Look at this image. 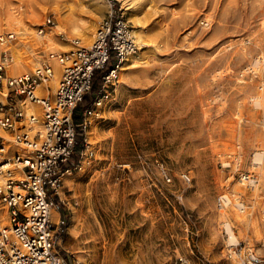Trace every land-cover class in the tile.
<instances>
[{"label":"rangeland","instance_id":"374dc122","mask_svg":"<svg viewBox=\"0 0 264 264\" xmlns=\"http://www.w3.org/2000/svg\"><path fill=\"white\" fill-rule=\"evenodd\" d=\"M90 1L0 0V51L21 60L22 74L44 59L52 64L48 54L73 49L74 40L89 45L109 11L123 12L138 45L139 60L117 70L109 98L81 129L69 180L61 178L69 208L57 250L72 264H236L226 253L224 214L233 243L264 257V232L249 227L264 225V162L252 164L264 148V108L250 98L264 94V0ZM13 11L21 24L7 22ZM48 15L58 25L50 40L48 27L35 34ZM248 171L254 190L240 184Z\"/></svg>","mask_w":264,"mask_h":264},{"label":"built area","instance_id":"2783aa9c","mask_svg":"<svg viewBox=\"0 0 264 264\" xmlns=\"http://www.w3.org/2000/svg\"><path fill=\"white\" fill-rule=\"evenodd\" d=\"M52 25L54 21L48 15L38 27V34L43 37ZM10 38L13 33H7L6 39ZM0 42H4L3 36ZM73 42V49L48 54L59 64L53 90L48 85L54 76L48 59L31 73L13 75L7 71L11 54L0 51V129L11 137L7 140L0 135V264H72L56 248L63 220L58 217L56 222L51 221L50 210L56 205L54 194L61 175L71 169L62 171L75 149L73 111L89 92L94 71L115 59L91 104L82 112L84 130L88 117L109 98L119 63L138 50L123 12L109 11L98 22L89 45ZM10 146L15 150L11 151ZM180 178L190 181L187 173H181ZM239 180L247 187L257 182L249 171L240 173ZM235 205L244 210L241 200ZM260 214L264 218V205ZM226 253L236 264H264V257L239 243H227Z\"/></svg>","mask_w":264,"mask_h":264},{"label":"bare ground","instance_id":"6f19581e","mask_svg":"<svg viewBox=\"0 0 264 264\" xmlns=\"http://www.w3.org/2000/svg\"><path fill=\"white\" fill-rule=\"evenodd\" d=\"M95 5H96V3H97V0H91ZM90 1V2H91ZM17 15H20V13L18 12V13H15L14 11L12 12V13H9L8 15H6V20H7V22L11 25H19V24H21V20H20V18L17 16ZM62 21H64L63 19H61V22ZM263 25H264V22H263ZM58 25H55V26H53V27H48V32L49 33H47V37H48V39L50 40L51 39V37H50V35H51V33H52V31L55 29V27H57ZM81 26V28H84L85 26H83V25H79V27ZM17 32L18 33H27L28 34V32H26L25 31V28L24 27H22L21 29L20 28H17ZM46 33V32H45ZM36 35H38V32L36 31V33H35ZM26 36V35H25ZM32 37H34V34H32ZM37 38V37H36ZM45 38V37H44ZM47 39V38H46ZM38 40V39H37ZM86 41V40H85ZM1 44H3V42H0V45ZM7 45V44H6ZM5 46V45H4ZM1 47V46H0ZM2 48V47H1ZM4 48V47H3ZM2 48V49H3ZM134 57V59H138V58H136V56H133ZM259 57V56H258ZM256 59V58H255ZM258 59H260V58H258ZM139 60V59H138ZM50 61V60H49ZM53 62H52V67H53V71H54V76H53V78L49 81V83H53V81L56 79V77H57V74L59 73V64L55 61V60H52ZM125 61H126V59L125 60H123V61H121L120 63H119V65H118V67H117V69L116 70H120L121 69V67L124 65V63H125ZM251 61V60H250ZM259 61V60H258ZM252 62V61H251ZM257 62V61H256ZM256 62H253V64H252V67H253V65H255L256 64ZM255 63V64H254ZM258 63V62H257ZM256 66V65H255ZM22 69H23V63L21 62V60H17V59H15V60H13L9 65H8V67H7V71H8V73L9 74H22ZM56 76V77H55ZM260 89V88H259ZM262 89V88H261ZM2 96H3V93H1L0 92V99L2 98ZM251 99H254L255 100V105L258 107L259 106V108H264V94H257L256 96H251L250 97ZM239 135V132H237V133H235V136H238ZM259 134H256L255 135V139H257L258 141H259ZM237 159V158H236ZM252 159V158H251ZM251 162V161H250ZM262 162H264V148L263 149H261L260 151H258V152H256L255 154H254V158H253V160H252V164H253V166H255V167H258V166H260V164H262ZM252 166V165H251ZM261 167V166H260ZM258 171V170H257ZM263 171V170H262ZM259 172V171H258ZM260 172H261V170H260ZM71 174V172L70 171H66V172H64L62 175H61V178H62V180L64 181V182H66V181H68L69 180V175ZM229 178V177H228ZM263 180V185H264V179H262ZM262 182V181H261ZM226 185V184H225ZM255 186H256V183L254 184V185H252L251 187V190H254L255 189ZM258 189V188H257ZM225 195V194H224ZM234 198V197H233ZM253 198V197H252ZM227 205V204H226ZM225 205V206H226ZM228 208V207H227ZM228 214V213H227ZM224 214H222L221 216H219V218H222V220H221V222H223L224 223V226H225V229H226V231H228L229 232V240H230V242L231 243H233V242H235L236 241V239H237V236L235 235V233H234V231L232 230V227H231V225L232 224H230L231 222H229L228 220H225L224 219ZM240 220L241 219H243V216H241V215H238L237 216ZM79 215L77 214V212L76 213H73L72 215H71V218H70V221H69V223H68V225H67V230L70 232V233H75V230L77 229V227H78V220H79ZM225 218H227V217H225ZM50 219H51V221H53V222H56L57 221V214H56V212H55V210H54V208H51V210H50ZM263 219V222H264V218H262ZM219 220V221H220ZM249 227L252 229V231L255 233V235L257 236V235H262V233L264 232V225L263 226H260L258 223H256L255 221H249ZM242 232V231H241Z\"/></svg>","mask_w":264,"mask_h":264},{"label":"trees","instance_id":"16d2710c","mask_svg":"<svg viewBox=\"0 0 264 264\" xmlns=\"http://www.w3.org/2000/svg\"><path fill=\"white\" fill-rule=\"evenodd\" d=\"M116 63L115 59H111L107 61L102 69H97L94 71L92 75V84L90 87L89 92L82 98L81 102L74 108L73 111V122L75 124L76 130H77V137L75 141V149L72 154V159L74 161L78 160V156L82 150V136L83 132L81 130V124H82V112L85 107L89 106L91 104L92 99L97 94L101 83H102V77L107 73V71L114 66ZM69 168L66 165L63 166L62 171ZM57 196L54 197L55 200H57ZM59 211L61 212V219L63 220V224L61 227H65V223L68 220V213L65 211V209L60 208Z\"/></svg>","mask_w":264,"mask_h":264},{"label":"crops","instance_id":"0c3cea01","mask_svg":"<svg viewBox=\"0 0 264 264\" xmlns=\"http://www.w3.org/2000/svg\"><path fill=\"white\" fill-rule=\"evenodd\" d=\"M62 187H64V185ZM55 196H57L58 198H57V200H55L56 205L54 207V210H55V212L57 214V217L61 218V212L59 211V209L62 208V209H65V210L67 209L68 210V208H69L68 204L69 203H68V201L65 202V198H62V196L60 195L58 190H57V193L54 194V197Z\"/></svg>","mask_w":264,"mask_h":264}]
</instances>
